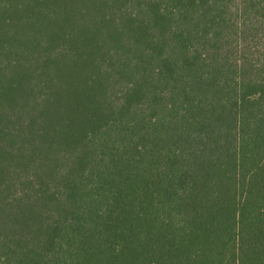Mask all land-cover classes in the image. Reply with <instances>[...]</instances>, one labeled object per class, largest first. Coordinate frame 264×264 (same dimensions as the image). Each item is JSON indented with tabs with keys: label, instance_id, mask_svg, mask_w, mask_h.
I'll return each instance as SVG.
<instances>
[{
	"label": "trees",
	"instance_id": "1",
	"mask_svg": "<svg viewBox=\"0 0 264 264\" xmlns=\"http://www.w3.org/2000/svg\"><path fill=\"white\" fill-rule=\"evenodd\" d=\"M0 264H264V0H0Z\"/></svg>",
	"mask_w": 264,
	"mask_h": 264
}]
</instances>
